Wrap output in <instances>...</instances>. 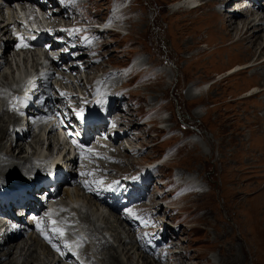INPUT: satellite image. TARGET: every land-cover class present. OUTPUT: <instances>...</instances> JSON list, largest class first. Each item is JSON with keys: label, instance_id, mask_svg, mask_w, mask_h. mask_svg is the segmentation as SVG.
Here are the masks:
<instances>
[{"label": "rangeland", "instance_id": "rangeland-1", "mask_svg": "<svg viewBox=\"0 0 264 264\" xmlns=\"http://www.w3.org/2000/svg\"><path fill=\"white\" fill-rule=\"evenodd\" d=\"M175 1L70 0V14L61 17L93 20L113 6L129 4L120 11L119 32L101 33L102 51H93L95 29L89 32V45L82 51L86 54L84 58L91 61L85 78L94 77L90 82L93 84L100 72L109 71L106 79H110L114 90H120V108L127 111L126 114L121 110L120 114L136 126L134 132L139 137L125 139L124 143L133 151L121 150V163L113 159L109 165L112 171L107 176L136 167L146 169L152 165L151 160L160 163L150 175L163 184L155 187V199L146 201L145 206L153 218L170 225L167 230L172 248L162 246L167 254L160 253L153 262L143 261L147 257L134 248L129 249V259L120 257L124 264H264V201L259 198L264 190V94L247 97L251 92L247 86L260 85L261 78L255 72L261 71L251 68L227 73L232 70L233 67L229 68L232 64L251 59L254 51H249L251 43L247 41L216 49V53L199 52L205 47L201 43L184 50L191 41L204 40L208 35L204 26H213L211 31L218 28L226 31L224 35L220 31L211 32L208 37L216 42L218 37L226 40L233 25L225 24V17H220L215 9L212 16L203 15L209 6H200L189 13L176 11ZM128 63H132L131 77L123 82V74L116 67ZM0 74L5 75L7 82L0 84V98L5 107L0 109L4 119L1 123L8 127L11 126L10 93L17 83L10 76L7 64L2 65ZM79 74L84 82L82 73ZM76 80L79 82V78ZM58 82L53 78V84L61 87ZM0 134L7 133L2 129ZM9 141V136L0 138V154ZM28 142H23L26 153L32 149ZM39 145L40 142L34 147ZM6 160L2 156L1 161ZM82 164L90 165V162ZM93 169L98 171L95 162ZM161 192L163 198L157 196ZM149 202L161 206L159 218ZM67 210L66 218L71 225L64 224V228L81 233L75 225L73 211ZM57 212L63 218L62 211ZM82 215V212L78 215L81 223L85 220ZM119 232L125 237L124 230ZM103 233L109 237L107 231ZM35 238L34 253L51 263L52 256L41 245L42 240ZM112 243L118 246L115 241ZM27 244L25 241L23 246ZM125 245L127 249L130 246L129 242ZM145 246L138 245L151 256ZM94 247L91 243L84 247L89 261L80 255L74 257L81 264H115L110 254L113 248L108 249L107 243L98 249ZM58 263L68 264L65 260Z\"/></svg>", "mask_w": 264, "mask_h": 264}, {"label": "bare ground", "instance_id": "bare-ground-1", "mask_svg": "<svg viewBox=\"0 0 264 264\" xmlns=\"http://www.w3.org/2000/svg\"><path fill=\"white\" fill-rule=\"evenodd\" d=\"M192 1L193 0H177L173 4V9L176 11H182V12L189 13L191 11H195L200 6H202V7L203 6H209V9L204 11L205 14H203L206 16L208 14L210 15V14L215 13V11L213 10V9H215L214 6L226 7L229 4H232V2H234L233 0H199L200 1L199 6L194 7V8H188L187 4L191 3ZM17 2H19V0H17ZM49 3L52 6L54 5L53 0H49ZM44 12H45V10H44ZM217 12H219V11H217ZM219 13H220V15H219L220 17L221 16L225 17V19H226L225 24H228L229 27H230V25H233L230 28V30H231L230 34L231 35L224 41H222V38L218 37L217 38V40L219 39L218 42H217V40H216V42H214V39L212 40L208 37L209 35H211V32L214 30L213 29L211 31V29H212L211 27H213V26H211V25L204 26V30L208 34V35H206L204 40H200V41L199 40H193L187 46L185 45V48H183V49L189 50L191 47L195 46L197 43H199V44L201 43V44H205V47H204V49L200 50L199 52L213 51L214 53H216V51H215L216 49H227L229 47L231 48V47L235 46V43H242L244 41H247V43H251V45H250L251 47L249 48V51H254L251 59L249 61L244 62V63L243 62H240V63L237 62L234 65L232 64L231 66H229V68L234 66V69H236L235 71L232 72V74L239 73L241 71L251 70V68L253 69V71H261L260 73L255 72V75L257 77L260 76L259 79L261 78L260 79V81H261L260 85L256 86V85L252 84V86H247L248 88H251V92H249L247 97L251 98V97L256 96L258 94H260V95L264 94V71L261 70L262 68H264V0H261L259 2V5H257V6L249 4L248 7H246V8H238L234 15L228 14L224 11H220ZM58 15H60V13H58V12L53 13L52 14V16H53L52 20H55V16H58ZM210 16H212V15H210ZM229 20H230V22H229ZM15 24L16 23L10 25L9 28L14 27V26H18V24L17 25H15ZM4 30H5L4 27H2V31H4ZM233 30H235V32H232ZM214 31L215 32L216 31L223 32V35L226 33L225 30H221L219 28L215 29ZM239 35H241L240 39L238 38ZM221 37H223V36H221ZM49 40L50 39L46 40V42H49ZM95 41H96V44L93 48V51H102V43H101V39H100V33H97L95 35ZM16 46H18L17 43L15 44V47ZM209 46H211V48ZM8 47H9V44H7V43L2 45V52H3L2 61L4 62L3 64H5V62H7V59L5 57L4 52L7 50ZM29 49L30 50L34 49V45L32 44L29 47ZM55 49L56 48H52L51 50H55ZM79 50H81V48L80 49H71L70 51H64V53L62 55L58 56L57 61L62 62L64 64L65 62L70 63L72 60H78V61H80V66L87 72V69L90 66L89 62L82 61L83 60L82 57H78L75 55H73L72 58L69 57V54H73ZM31 54H33L35 56V54L33 52H29V55H31ZM16 69H17V67H16ZM234 69H232V70H234ZM66 70L67 71L72 70L71 72L73 73V76L70 75L69 78L73 79V81L75 83H78V81L76 80V78H78V76L75 75L74 66L69 64V66L66 67ZM104 71L108 72L107 70H104ZM227 73H229V72H227ZM59 76L65 79L63 74H59ZM224 77L225 76L223 75L222 78H224ZM221 79H219V80H221ZM5 80H6L5 75L0 74V84H7V82ZM248 81H250V80H248ZM79 92H81V91L79 90ZM34 93L31 92V94H34ZM39 93H40V91L37 94H39ZM37 94H36V96H37ZM43 104L46 107H48L49 109L54 110V108L51 106V104L48 103V101L46 99L44 100ZM0 105H1L0 109H1V107H2V110L5 109V107L3 106L2 103ZM114 109H116L115 104H113L111 106L110 111H113ZM9 112H10V115H9L10 122L13 123L14 126H16V127L19 126L18 118L16 116H13L11 110ZM0 116L2 117V118L0 117L1 118V120H0V131H2V129H5L7 134L11 133L12 130L9 131V129L4 124L1 123L4 121L2 113H0ZM68 117H69L68 114H64L61 117V120L67 119ZM128 121H129V123L131 122L130 119ZM130 125L132 126L131 123H130ZM30 126L31 125L28 126V124H27L26 134H20V136H18V137L15 136L14 142L13 141L10 142L6 146V148L4 149L3 154H0V182H7L9 180L19 179L20 177H24V176L31 177V170H30L31 164L29 162H27V159H28L27 155L23 154L24 149H23V142L22 141H25L26 138L31 137L32 142L34 144H36L39 142V138L35 139V137L33 135L29 134V127ZM52 130L53 129H52V125H51L49 127V129L47 130V133L48 134L51 133ZM7 134L5 136H4V134L3 135L0 134V138L5 139ZM95 134L98 136H103L106 139H110V136L108 134V130L106 128L105 123L101 124V126H99L96 129ZM129 138L130 139H138L139 137L137 135H133V136H130ZM114 140H115V138H114ZM94 144L97 147H103L104 146V143L100 139L95 140ZM15 147H17L18 149H16L17 152L13 155V149ZM19 151H20V153H19ZM129 152H131V151H129ZM111 153H115V149L113 151H111ZM2 156L7 157L8 160L1 161ZM58 159H59V157L57 156L54 158V161L60 162ZM69 163L71 166H74V165L78 164V160L76 159V157H74ZM95 167L97 168V170L99 172H102V173L109 171V168L104 169V165H101L99 163H95ZM61 169H63V166ZM61 171L62 170H60V172ZM98 171H95V174H93L86 167H84L81 170V174L85 178L80 179V180H76L75 179V172L72 170L69 173V176L64 179V181H66L67 184H69V185L74 184L76 182L75 185L78 184L80 187H82V186L93 187V186H96L100 183L105 182L103 177H101V176L97 177ZM60 182H61V180L56 182V187H58ZM149 185H150V183H148L146 185L147 187H145V189H144L145 192H146L147 188L149 187ZM115 186H116L115 184H112V185L105 184L102 189H100L101 187L98 190H95L94 188H92V189H90V191L88 193V198H92L93 200H95L99 203L100 202L103 203L105 201V199H103L102 197H99V195L104 193L105 190H108L111 187H115ZM38 190H41V187H39ZM57 192L59 193V190ZM146 193L149 194L148 190ZM70 194H71V192H69L68 190L62 191V197L68 198L69 201L71 202L70 203L71 204L70 209L73 210L77 216L79 214H81V212H82V214H83L82 216H84V219H85L83 222L84 225L82 226V231L84 232L85 237H82L80 235L78 238L83 241L82 243H88L89 242V243H91V245H95L94 248L100 247L101 245H102V247H104L105 243H107L108 249L113 248V252L110 253L111 254V260L115 264H124L122 262V258L120 257V255H122L126 259H129L130 258L128 255V252L130 251L129 249L134 248L135 250H137V248L134 246V243L131 242L132 235H128L129 231L132 232L134 227L136 228V225H137L136 220L130 214L120 213L118 216L120 221L117 222V216L115 213H111V211H108L106 214L107 217L104 215H101V211L95 206V204L93 202L88 200V198L86 196L81 195L76 191H73L72 197L70 196ZM263 195H264V190L260 191V194H259V198L261 199L260 201L262 203L264 201ZM125 196L126 195H124L122 193L120 195L116 196L109 191V193L107 195L108 203L109 202H112V203L116 202L119 204L120 208H122V209L126 208V205L128 204L129 199H127L126 201H123ZM149 199L154 200L155 198H154V196H150ZM257 202H259V201H257ZM136 204H137V206L143 205V207L145 208V205H144L145 203L136 202ZM39 207H41V206H39ZM110 207H109L110 210L112 209L113 211L118 212V207L114 206V204H111ZM156 208H159V211H161V206L157 205ZM141 210H142L141 208L138 209L136 213L140 212ZM159 211L157 213H159ZM37 212H38V209H36V213ZM157 215L159 216V214H157ZM108 218H111V220H108ZM121 221L126 222L125 226H126L127 231L125 232V235H126L125 237H123L120 234L119 230L116 231L117 226H119L122 229V226L120 225ZM64 222L66 224H70L67 219H64ZM144 227L146 229L148 227V225L145 224ZM43 230L47 233L48 239L55 240L57 242V246L60 249L65 248L64 242H60L57 239H55L56 234H57L55 231L48 229L45 224H44ZM104 230L107 231V233L110 237V240H109V237L107 235H105V233H103ZM147 232L149 233V231H147ZM68 233L71 234V231H68ZM22 234H24L23 231H19V232L13 231V232H10L9 236L6 237L5 239H0V264H35V263L51 264L50 262H48V259L39 258V256L34 253V246H35V244H37L35 242L36 238L29 236L28 240H24V239H21ZM72 234H73L72 236H78L76 232H73ZM22 241H24V242L26 241V243H28V244L23 246L24 242H22ZM114 241L117 243L118 246L114 247V245L112 243ZM139 241L140 240L138 239V243H139ZM19 242H21V243L18 244ZM125 242H127V243L129 242V244H130L128 249L126 248ZM29 243H34V245L29 244ZM89 243H88V245H89ZM158 243H160V242H158ZM119 245L121 246L120 251H118ZM141 245H143V243H141L140 246ZM87 246H86V248H87ZM102 247H101V249H102ZM21 248L22 249L25 248V249L22 250ZM144 248L147 249V246H145ZM74 249H75V247L71 243L70 244V250L73 251ZM78 253L84 259H86V260L89 259V257L86 256L87 252L84 250L83 246L79 248ZM58 256H60V258L67 259L70 262V264H77V262L74 259H72V255L67 253V252H60L58 254ZM159 257H160V255H159ZM153 258H157V256L153 257L151 255L147 258H144L143 261H145V259H150V261L153 262ZM99 259H101V258H99ZM90 261H91V259H90ZM53 264H58V263H57V261H55ZM159 264H161V263H159Z\"/></svg>", "mask_w": 264, "mask_h": 264}, {"label": "snow or ice", "instance_id": "snow-or-ice-1", "mask_svg": "<svg viewBox=\"0 0 264 264\" xmlns=\"http://www.w3.org/2000/svg\"><path fill=\"white\" fill-rule=\"evenodd\" d=\"M18 47H19V45H18Z\"/></svg>", "mask_w": 264, "mask_h": 264}]
</instances>
